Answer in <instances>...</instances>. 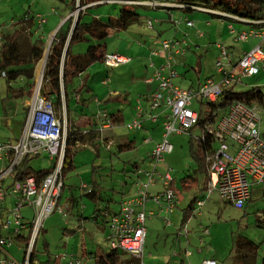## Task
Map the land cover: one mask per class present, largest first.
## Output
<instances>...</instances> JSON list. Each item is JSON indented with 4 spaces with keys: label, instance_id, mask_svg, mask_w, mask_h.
I'll return each mask as SVG.
<instances>
[{
    "label": "rangeland",
    "instance_id": "rangeland-1",
    "mask_svg": "<svg viewBox=\"0 0 264 264\" xmlns=\"http://www.w3.org/2000/svg\"><path fill=\"white\" fill-rule=\"evenodd\" d=\"M146 1H156L163 5L167 0ZM63 6L59 0H0V36L4 38L2 35H13L14 31L21 25V27H25V31L24 29L22 31L21 27V31H17L19 51L23 52L27 46L34 43L43 49L42 59L35 66L34 87L28 100L14 98L8 92L5 79L0 78V142L19 143L24 113L26 112V119L30 111H38L40 108H46L53 113L55 119L60 121L63 134H67L69 129L77 131L79 134L91 129L95 130V126L91 125H95V111L98 110L95 102L96 97L109 108L118 100V97L112 95L121 94L119 109L122 108L125 111L124 121L123 124L115 125L113 129L116 137L113 144L107 147L100 144L98 148L92 145L89 140L82 145L80 144L79 149L74 154V169L67 172L64 178V189L61 190L58 208L62 210L66 208V204L69 205L68 198L74 197L78 201L83 216L89 218L94 215V208H96L95 200L87 196L89 192L96 190L98 194L97 203L100 207L108 205L111 210H115L123 196L122 189L124 187H127V190L130 188L134 190V186H132L134 182L139 180L145 182L146 180L143 172L151 169L150 164L146 162L147 156L154 148L152 142L158 141L160 138L161 126L157 127L158 129L154 134L150 133L147 128L138 131L128 130L127 124L132 120L130 108L133 106L134 99L147 88L143 81L151 72L147 70L150 63L147 56L152 49L151 40L155 38L161 42L162 39L173 37L174 32L173 30L165 32V29L173 26V24L166 20L167 10L162 9L163 7L152 10L133 6L132 9L139 15V18L129 26L126 32L137 29L138 36L133 38V35H127L125 31L116 32L114 35L115 31H110L105 40L107 54L112 52L123 55L129 58L130 62L115 69L107 68L103 62L88 66L82 74L73 78L68 87L72 96L74 95L73 88L79 92L73 98L69 94V111L67 112L62 78L60 82V109H57L47 99L44 71L46 57L54 36L49 38V25L38 27L34 22L38 15L56 27L60 23L59 19L63 17ZM120 8L121 5L118 3L103 4L90 9L88 12L82 11V13H87L86 15L89 17L105 19L108 16L116 17ZM51 9L56 10V16L50 12ZM79 13L81 11L78 8L72 11L71 14L75 16L73 20L77 19ZM197 16L198 13L194 11L190 18L193 19L196 28L202 30L205 38L200 43V48L196 50L193 48L191 51L185 52V55L175 58L174 70L177 77L171 80L175 86L192 91L206 78L217 81L221 77L215 68V60L218 55L215 43L222 41L225 46H233L237 54L255 44L252 39L245 42H233V39L228 35L229 31L226 30L228 23L233 25L237 32L241 29H247L249 27L247 25L223 20V23L213 21L211 25L204 26ZM145 17L154 21L151 29L143 23ZM24 19H33L31 30H29L31 35L27 32L29 25L21 23ZM156 20H163L164 22L157 24ZM181 26L185 30L187 28L186 32H190L191 28L182 24ZM40 36L45 39V43H41ZM181 36L179 35L178 38ZM144 37L148 42L143 43L140 40ZM129 38L132 39V43ZM89 45L92 46L93 44H76L72 50L74 53L83 54ZM261 47L264 48V43ZM184 58L188 61L186 67L181 65ZM152 61L156 65L161 64V60L159 61L155 57ZM70 73L71 71L68 75H71ZM20 83H22L20 80L14 82L11 87L14 89ZM243 83L244 85L235 87L236 92L256 88L257 91L264 94V68L260 69L255 77L244 79ZM191 108L197 112H204L206 104H201L200 101L193 99ZM259 111L262 118V130H264V108H260ZM224 113L225 111L219 110L217 118ZM199 135L200 132L197 128H193L190 133L171 135L168 142L172 146V152L165 154L163 163L158 165L159 172L169 171L171 178L178 183L180 192L183 191L181 180L192 173L196 167L191 153L197 149L196 137ZM147 139L151 140L149 144L144 143V140ZM132 141H134L132 148L119 150V146ZM212 147L217 150L219 143L214 142ZM53 163L54 160L50 161L49 153L41 152L37 157L29 158L27 165L38 171L48 169ZM136 166L139 171H142L141 173L134 172ZM4 168L5 166L0 164V170H4ZM11 183V178H5L2 182V189L7 192L3 206L7 211L2 212L1 217L3 222L6 220L11 222L14 218L10 213V210L15 208L14 197L9 190ZM160 189L158 185L155 191L160 193ZM204 190L200 192L191 190L182 193V201L175 205L176 207L174 206L172 212L167 213L166 216H160L157 213L151 217L146 215L145 261L153 264H180L181 261L184 262L183 264H199L202 260L212 258L216 260L217 264H231L235 258L236 241L238 238H246L260 244L256 264H261L262 259H264V194H261L264 191V185L252 187V199L243 209H237L225 203L216 193L206 198L207 192ZM194 197L197 200H203V204L198 205L197 201L193 202ZM110 199L113 202L108 201ZM189 206L192 210L185 216V210ZM25 212L31 219L32 212L30 214L26 210ZM102 215L101 212L97 216L98 223L101 222ZM161 217H165L169 225L164 224L160 219ZM77 222V218L67 216V213L61 214L57 210L49 215L43 222V227L37 238L35 263L68 264L65 258L68 261L71 258L82 259L80 257L82 249H85L87 253L99 249L101 254L105 255L108 252L106 227H101L99 223L96 228L95 223L85 219L82 221V228L79 233L64 235L66 229L76 231L75 224ZM204 230L207 231L205 236H203ZM201 236H203L204 241L202 244L199 243ZM7 251L18 263L23 262V250L13 245L7 248ZM186 252L191 253V256L186 257Z\"/></svg>",
    "mask_w": 264,
    "mask_h": 264
},
{
    "label": "built area",
    "instance_id": "built-area-1",
    "mask_svg": "<svg viewBox=\"0 0 264 264\" xmlns=\"http://www.w3.org/2000/svg\"><path fill=\"white\" fill-rule=\"evenodd\" d=\"M125 5L137 6H158V7H180L175 4H159L146 0H127L119 2ZM197 10L200 8H196ZM210 12V11H209ZM74 14H71L73 18ZM39 26L45 22L40 16H36ZM175 24L185 25L192 28L193 22L188 19L173 21ZM258 23H264L258 22ZM257 23V24H258ZM153 21L147 20L146 26L151 29ZM231 34L236 40L245 42L248 39H257L259 43L245 51L242 56L233 61L231 54L223 44H217L218 51L215 60V68L221 75L217 81L205 79L197 90H184L173 84L177 77L174 66L175 58L183 56L187 52V44L184 40L177 38L162 39L158 48L151 49L148 54L150 63L147 70L149 76L144 79L147 86L155 85L154 91L148 95L151 111H158L149 120L155 123L159 115H164L162 123V136L160 142L154 145L148 154L146 162L151 169L143 172L145 182L136 181L134 186L136 194L123 200L117 213L108 217L107 245L111 250H118L132 258L130 264L143 263V252L146 238L145 207L152 201L158 206L165 202V210L171 213L174 206L178 204V194L173 188L174 179L169 171L161 173L158 165L163 163L165 154L172 152V146L168 142L171 135L190 133V130L197 123V112L192 110L191 102L196 99L200 102L216 103L224 89L234 85H242L244 79L255 77L260 69L264 68V28L249 29L243 32H236L232 26L229 27ZM201 36V34H199ZM2 38L0 36V47ZM103 64L110 69L118 68L130 62V59L116 53L103 55ZM161 60L156 65L152 60ZM5 72L0 71V78L5 77ZM260 107L248 105L243 102H234L227 111L217 118L214 115L213 122L204 126L197 140L203 141L205 137L211 136L212 142L206 157L207 181L205 190L207 197L217 194L225 203L237 209H243L251 198L253 186L264 185V137L261 134L262 118ZM167 112V113H166ZM41 113V114H39ZM96 118L99 120L95 128L99 134V142L106 147L113 144L112 140L104 139L107 132L112 130L113 124L105 111H98ZM142 116L140 111L136 117L127 124V129L135 131L141 128ZM65 132V131H64ZM69 133V130H68ZM60 127V121L56 120L53 113L46 108L30 111L27 115L19 143L0 142V161L6 163L4 170H0V264H29L30 256L36 240L43 227V222L56 210L66 214L58 208L59 198L63 187L61 175L63 154L65 150L66 136ZM149 142L146 140L145 143ZM219 143V148L214 150L212 144ZM77 147L80 144L76 145ZM41 152L50 154L51 171L40 178L28 176L18 180L17 174L21 169L24 159L37 157ZM139 171L138 173H141ZM5 178H11L9 187L13 194L15 208L10 210L14 216L13 221H1L7 192L2 189V182ZM160 186V193L150 194L151 187ZM198 205L203 200H197ZM30 209L32 217L25 221L22 210ZM176 207V206H175ZM168 224V221H167ZM204 235L207 231L204 230ZM20 236H25L26 244L18 242ZM203 243L201 240L200 244ZM17 246L23 250V262L18 263L7 251L11 246ZM187 255H190L187 252ZM68 264H82L80 258H71ZM33 264H35L33 262ZM200 264H217L216 260L208 259Z\"/></svg>",
    "mask_w": 264,
    "mask_h": 264
},
{
    "label": "trees",
    "instance_id": "trees-1",
    "mask_svg": "<svg viewBox=\"0 0 264 264\" xmlns=\"http://www.w3.org/2000/svg\"><path fill=\"white\" fill-rule=\"evenodd\" d=\"M122 1L124 0H59V2L66 6L68 13H71L75 8H78L81 13H79L77 19L74 21V24H72L73 17L69 16V19L64 23V25L58 29V32L51 42L48 56L46 57L44 71L46 84L44 86L47 91V99L53 103L57 109H60L61 107V78L64 87L66 111L68 112L69 97L71 96L73 98L75 97V94L79 92V90L73 88L72 91L74 95L72 96L71 92L68 90L73 78L82 74L91 64L97 62L102 63L104 57L103 55L106 54L105 40L107 39L110 31L126 30L139 18V15L136 14L132 9L133 6L119 3ZM115 3L121 5L116 17L108 16L105 19H99L98 17H89L86 15L87 13H85L90 9L96 8L103 4ZM164 4L180 5V7L174 8L163 7L162 9L167 10V17L172 11L192 13L194 11H198L196 8H202L210 11L207 13V16L211 18L233 21L237 24L247 25L250 29L264 28V23H258L264 21V0H167ZM137 7L152 10L159 8L158 6L153 7L139 4ZM82 11L85 12L82 13ZM149 19L150 18H147L146 21ZM71 26L72 30L70 31ZM20 27L14 31L12 36L2 35L4 38L1 37L2 44L0 47V71L5 72V77L3 79H5L8 92H10L14 98H25V100H28L34 87L35 66L37 62L42 59L43 49L31 44L30 46H27L23 52H20L18 47L19 42L17 39V31H19L21 28L22 31L23 29L25 31L24 26L21 28ZM29 30H31L30 26L28 27L27 32H29L31 35V31ZM84 43L93 45H89L83 54L73 52L72 49L74 45ZM70 71L71 75H68ZM19 80L22 83L13 89L11 87L12 83L17 81L19 82ZM237 86L241 85H234L230 88L224 89L221 97L216 103L200 102L201 104H206V109L204 112L196 111L198 118L197 123L193 128H197L199 132H202L206 124L213 122L212 120L214 115L216 116L219 110L226 112L230 105L234 102H243L248 105H257L260 108H264V94H262L260 91H257L256 88L242 92H236L235 87ZM104 139H106V141L112 140L109 137ZM88 140L97 148L100 145L99 134L96 132V130L91 129L85 133L79 134L77 131H72L69 129V133L65 140L66 143L61 168L63 182L66 173L74 169V154L77 149H79V147L76 145H82L85 142H88ZM211 142L212 138L208 135L203 141L200 139L197 140V149L191 153L196 167L190 175H187V177L185 176L181 180L182 189H189L187 186L188 183L200 186L201 191L205 189L207 181L206 157L208 155ZM132 143L133 142H130L126 145L119 146V150L123 151L125 149L132 148ZM28 160L29 158L23 160L21 169L16 177L18 180L24 179L28 176H35L39 180L51 171L52 166L48 167V169L46 168L35 171L27 165ZM63 189L64 183L62 190ZM97 195L98 194L96 190L95 192L91 191L87 194L88 197H91V199L95 200L96 208L98 207ZM68 200L72 204V208L77 209L79 207L76 198L69 197ZM194 201H197V198H194L193 202ZM250 201L251 200L248 202ZM102 208L105 209L107 206H103ZM191 210L192 208L189 206V208L185 210V216H187V213H189ZM97 212H99V210H96L95 214H97ZM110 215L111 214H107V216ZM18 242L22 243V245H25V236H20ZM35 246L36 243L31 253L29 264H33L35 261ZM235 248V258H233L234 260L231 264H256L260 244H256L246 238H238ZM123 256L127 255L121 251L110 249L105 255L93 256L94 258L92 264H130L133 261L130 257L128 259H123ZM55 263H57L56 260ZM82 264L85 263L83 262ZM261 264H264V259H262Z\"/></svg>",
    "mask_w": 264,
    "mask_h": 264
},
{
    "label": "crops",
    "instance_id": "crops-1",
    "mask_svg": "<svg viewBox=\"0 0 264 264\" xmlns=\"http://www.w3.org/2000/svg\"><path fill=\"white\" fill-rule=\"evenodd\" d=\"M148 2H151V1H148ZM63 8H64V13H63V17H61L60 19H59V21H60V23L56 26V27H53L52 25H50L48 22L49 21H45L43 24H42V26L41 27H43V25H49V28H50V35H49V38H51L52 36H54L55 37V35H56V33L58 32V29H60L63 25H64V23L69 19V16L71 15V13H68L67 12V9H66V6H63ZM53 15H55L56 16V14H57V12H56V10H52L51 9V11H50ZM197 13H198V16H197V18L199 19V21L201 22V24L202 25H204V26H208V25H211V23H213V21H217V22H220V23H223V20H220V19H216V18H211V17H209V16H207V13L209 12V10H206V9H202V8H200V9H198V11H196ZM193 14V12L191 13V12H189V13H183V12H181V11H178V12H174V11H172L171 12V14H169V16L167 17V21H169L170 23H172L173 24V26H169V27H167L166 29H165V32H168V31H170V30H173V37H171V38H177V39H180V40H184L185 42H186V44H187V51H191L193 48H195V50L196 49H198V48H200V43L202 42V40H204V38H205V34L203 33V32H201L202 30L201 29H198V28H196V26L195 25H193V27L191 28V30H189L190 32L188 33V32H186L187 31V28H186V30L184 29V28H181L182 26L180 25V24H175L173 21H176V20H179V19H188V20H190V21H192L193 22V24H194V21H193V19H191L190 18V15H192ZM146 19H147V17H145L144 18V20L146 21ZM143 20V23L144 24H146L145 23V21ZM74 21L75 20H73V23L72 24H74ZM34 22H35V24L38 26V27H40L39 26V23H38V21H37V18L36 19H34ZM162 22H164L163 20H156V23L157 24H160V23H162ZM21 23H27L30 27L32 26V24H33V19L31 20V19H24ZM20 23V24H21ZM182 24V23H181ZM183 25V24H182ZM73 26V25H72ZM72 26H71V29H70V31L72 30ZM230 26H232V28H234V26L233 25H231V24H227L226 25V30H228L229 31V27ZM250 28L248 27L247 29H241V31H239V32H243V31H247V30H249ZM127 30V29H126ZM126 30H117V31H115V33H114V35L116 34V32H119V31H125L126 32ZM235 30V29H234ZM236 31V30H235ZM237 32V31H236ZM127 33V35H130V36H132L133 35V38H135L134 36H138V31H137V29H131V30H128V32H126ZM199 34H201V36H199ZM179 35H182L181 36V38L179 37L178 38V36ZM232 39H233V42H239L238 40H236V38H235V35H233V34H231L230 33V31H229V34H228ZM10 36H12V35H10ZM151 38H153V37H151ZM252 39V38H251ZM132 39L131 38H129V41H131ZM140 40H142L143 41V43H146V42H148L147 40H146V37H144L143 39L142 38H140ZM40 41H41V43H45L46 41H45V39L44 38H42V36H40ZM247 41V40H246ZM252 41L255 43L253 46H255V45H257L258 43H259V41L257 40V39H252ZM133 41H131V43H132ZM151 42H152V49L153 48H157L158 46H159V40H157V39H155V38H153L152 40H151ZM126 43H128L129 44V42H126ZM36 43H34L33 45H35ZM217 44H223L224 46H225V44L222 42V41H220V42H217V43H215V48H216V45ZM138 45H141L140 43H138ZM155 46V47H154ZM157 46V47H156ZM252 46V47H253ZM225 47H227L228 48V50L227 51H229L230 52V54H231V58H232V60L233 61H237L241 56H242V54L245 52V51H247V50H249V49H251L252 47H250L249 49H247V50H242V51H240L239 52V54H237L236 53V51L234 50V47L232 46V47H230V46H225ZM151 50V49H150ZM112 53V52H111ZM107 54V53H106ZM113 54V53H112ZM124 54H126V53H124ZM149 54V53H148ZM123 56V55H122ZM147 58H148V56H147ZM160 61V60H159ZM188 64V61L187 60H185V58H184V60H182V63H181V65H182V67H186V65ZM144 76H145V73H144ZM206 79H208V78H206ZM204 81H205V79H204ZM204 81H202V82H200L199 84H198V86L196 87V89L195 90H197L198 89V87L200 86V84H202ZM243 82H244V80H243ZM146 85V84H145ZM242 85H244V83L242 84ZM147 86V85H146ZM154 89H155V85H150V86H147V88L141 93V94H139L135 99H134V103H133V106L130 108L131 110V119L133 120L135 117H136V115H137V113L140 111V113H141V116H142V122H141V128L140 129H146L147 128V130H149V132L150 133H152V134H154L156 131H157V127H159V126H161V133H160V136H162V121H163V117H164V115H159V117H158V119H157V121L155 122V123H153L152 121H150L149 120V118H150V116H155V115H157V113H160V112H158L157 110L155 111H151V110H149L150 108V102H149V96L148 95H150L153 91H154ZM194 90V91H195ZM112 94V93H111ZM112 96H114V97H118V100L115 102V104H113V105H111L109 108H107L106 106H108V105H103L101 102H100V99L98 98V97H96V99H95V102H96V106H97V108H98V110L97 111H95V128L98 126V124H99V120L96 118V115H97V113H98V111H105L107 114H108V118H109V120L112 122V124H113V128H112V130H110V131H108L107 132V137H109V138H111L112 139V141L113 140H115V135H114V133H113V129L115 128V125L116 126H118L119 124H123V121H124V114H125V111H124V109H119V103H120V96H121V94H117V93H115V94H113ZM22 99V98H21ZM103 102V101H102ZM129 115V116H130ZM25 116H26V112L24 113V117H23V125H24V121H25ZM132 120L130 121V122H132ZM129 122V123H130ZM148 126H147V125ZM23 125H22V130H23ZM140 129H138V130H140ZM22 130H21V134H22ZM138 130H135V131H138ZM261 134H262V137H264V130H262V125H261ZM159 136V137H160ZM147 140H149V139H147ZM160 140H161V137L159 138V140L158 141H155V142H152V144H153V147H154V145L156 144V143H158V142H160ZM145 141L146 140H144V143H145ZM151 141V140H150ZM150 141L149 142H147V143H145V144H149L150 143ZM133 143H132V147H133V144H134V141H132ZM10 143V142H9ZM12 144V143H11ZM0 164L1 165H3V166H6V163H2L1 161H0ZM134 172L135 173H137V172H139V168L136 166L135 167V170H134ZM191 173H189V175H190ZM187 177V176H186ZM132 186H134V184L132 185ZM158 186V185H157ZM157 186H155V187H151L150 189H149V192L148 193H150L151 195L152 194H156L158 191H155V189H156V187ZM178 183L174 180V185H173V188L176 190V192H177V194H179V197H178V204L182 201V196H181V194L182 193H185V192H189V191H191V190H196V191H201V189H200V186H198V185H196V184H190V183H188L187 184V186L189 187V189H186V190H184V189H182V190H184V191H179V189H178ZM122 191H123V193H122V197H121V199H120V201H119V203H118V207L115 209V210H111L110 208H109V206L107 205V208H102L103 206H99L98 205V207L97 208H94L95 210H94V215H92L91 217H89V218H85L83 215V212L80 210L81 208H72V204L69 202V205L68 204H66V208H64L63 210H64V212L65 213H67V216H71V217H73V218H77V220H78V222H77V224H75L76 225V231L75 230H69V229H66V231H65V233H64V235L65 234H77V233H79L80 231V229L82 228V221L83 220H85V219H89V221L91 222V223H95V226H96V228H97V226H98V224L100 223V225H101V227H106V230H107V233H108V226H107V219H108V217L109 216H107V214H111V215H113V214H115V213H117L118 212V210H119V207H120V203L123 201V200H126V199H128V198H131V197H133L135 194H136V188H135V186H134V190L132 189V188H130V190H127V187H124L123 189H122ZM261 194H264V191H262V193ZM194 198H196V197H194ZM193 198V199H194ZM252 199V189H251V198H250V200ZM110 202H113V200L112 199H110L109 200ZM247 205V204H246ZM78 206H79V204H78ZM95 206H96V204H95ZM165 202H162V206H158V205H156L155 203H153L152 201H150V202H148L147 203V205H146V207H145V212H146V215L148 214V216L149 217H151L152 215L154 216V213H157V214H160V216H166L167 215V212H166V210H165ZM25 210L27 211V212H29V214L31 213V211H30V209H28V208H24V210H22L21 212H22V214L24 215V220L25 221H28V220H30V216L29 215H27L26 214V212H25ZM96 210H99V212H97V214H95V211ZM24 211V212H23ZM103 213V215L101 216V222H99L98 223V217L97 216H99V214L100 213ZM110 215V216H111ZM162 221H163V223L164 224H166V225H169V223L167 224V221L165 220V217H161L160 218ZM145 229H146V226H145ZM69 230V231H68ZM108 235V234H107ZM203 236H205V235H203ZM203 236H201V239H199V243L201 242V240H203L202 239V237ZM146 239V238H145ZM106 240H107V236H106ZM204 242V241H203ZM107 243V242H106ZM108 246V245H107ZM108 251L110 250L109 249V247H108V249H107ZM94 254V255H93ZM190 255H187V252H186V257H190L191 256V253H189ZM102 256L103 254H101V251L98 249V250H95V252H89V253H87L86 251H85V249H82V252H81V254H80V257L83 259V262L85 263V264H92L93 263V256ZM129 258V256H123V259H128ZM212 259V258H211ZM206 260H208V259H206ZM143 263H145V264H153V263H150V262H148V261H145V259H144V252H143ZM202 261H204V260H202ZM201 261V262H202ZM200 262V263H201ZM34 263H35V261H34ZM184 262L183 261H181L180 262V264H183ZM199 263V264H200ZM36 264V263H35Z\"/></svg>",
    "mask_w": 264,
    "mask_h": 264
},
{
    "label": "clouds",
    "instance_id": "clouds-1",
    "mask_svg": "<svg viewBox=\"0 0 264 264\" xmlns=\"http://www.w3.org/2000/svg\"><path fill=\"white\" fill-rule=\"evenodd\" d=\"M70 17H72V16H70Z\"/></svg>",
    "mask_w": 264,
    "mask_h": 264
}]
</instances>
